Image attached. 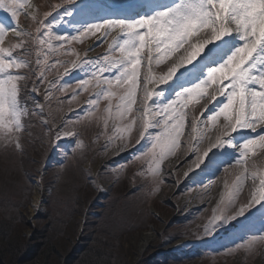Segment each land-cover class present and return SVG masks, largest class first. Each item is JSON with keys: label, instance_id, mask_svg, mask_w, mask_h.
I'll use <instances>...</instances> for the list:
<instances>
[{"label": "snow or ice", "instance_id": "6c2138e0", "mask_svg": "<svg viewBox=\"0 0 264 264\" xmlns=\"http://www.w3.org/2000/svg\"><path fill=\"white\" fill-rule=\"evenodd\" d=\"M151 2L150 9L118 15L98 9H81L77 13V0H60L41 16L33 5L22 0H0V11L8 14L0 17V145L21 149L19 134L25 128L24 118L30 113L27 101L22 99L29 94V72L41 84L47 82L46 100L54 92L69 91L67 83H60L64 76L74 70L84 72L87 79H80L76 89L90 92L89 110L83 120L78 119L71 126L64 122L54 132L55 139L79 137L76 124L90 123L92 110H98L100 101L107 100L105 115L96 117L97 121L103 120L105 132L101 135L106 134L109 119L126 123L123 127L116 125L115 131L121 135H109L104 150L117 147L116 140L121 139L124 142L118 145L119 152L125 151L130 143L128 134L139 122L136 144L145 141L146 151L141 149L133 159H150L154 192L164 183L161 165L176 154L182 140L186 145V177L196 169L212 167H223L227 172L228 167L224 166H232L234 161L242 171L231 184L224 182L213 215L203 226V234L214 237L219 229L235 221L237 241L225 250L250 252L257 244L264 243V212L260 211L264 209V178L259 179L257 186V174L249 173L244 165L255 148L264 147V134L248 138L238 129L256 132L258 126L264 128V0ZM30 8L33 10L28 11ZM21 12L30 17L32 24L20 23ZM66 24L72 25L71 31L56 27ZM59 31L63 34L57 35ZM9 33L16 41L5 46ZM109 36L112 41L108 52L100 57L88 58L85 52L82 58L72 46L73 42L88 37H95L99 46ZM65 44L72 47L66 50ZM30 45H38L40 49L36 69L29 59ZM177 52L180 54L167 70L157 74L154 66ZM52 55L57 59L49 63ZM70 56L75 59H61ZM53 72L55 79L50 80ZM162 85L167 86L166 90L161 89ZM76 89H71L70 103L76 100ZM39 90L34 80L31 92ZM201 98L205 100L201 107L208 115L189 120L186 111L189 101ZM134 106L137 115H133ZM36 111L43 115V106L31 109L33 114ZM221 117L223 122H219ZM42 122L51 132L54 124ZM209 122L215 129L214 135L210 134ZM83 146L81 140L77 147ZM249 177L251 190L248 199L242 201L240 194ZM257 222L259 234L247 235L253 232ZM241 233L245 234L242 239Z\"/></svg>", "mask_w": 264, "mask_h": 264}, {"label": "rangeland", "instance_id": "374dc122", "mask_svg": "<svg viewBox=\"0 0 264 264\" xmlns=\"http://www.w3.org/2000/svg\"><path fill=\"white\" fill-rule=\"evenodd\" d=\"M135 1L77 0L76 9L79 13L81 9H90V3L94 8L100 4L103 7L101 9H105L114 8V5L123 7ZM22 2L33 5L42 16L60 0ZM83 3H87V6ZM7 15L0 11V17ZM20 23L28 26L32 21L21 12ZM68 26L56 27L71 30ZM56 34L63 33L59 31ZM10 41H16L11 33L6 37L5 46ZM111 41L112 37L109 36L106 43L96 46V38L88 37L82 42H73L72 46L82 58L85 52L88 58H96L108 52ZM72 46L65 44V49ZM30 47L32 51L29 59L33 61L32 68L36 69L35 60L40 49L38 45ZM179 54L173 53L162 64L154 66L157 74L166 71ZM40 59L43 60L42 54ZM56 59L55 55L50 56L49 63H54ZM12 71L23 73L25 70ZM60 72H63V68H60ZM29 77V94L22 96V99L27 101L30 113L24 118L25 128L19 134L21 149L0 145V233L3 241L6 240L2 244L5 253L0 256V264H264V243L257 244L250 252L240 249L229 253L225 250L233 247L237 241L238 226L235 221L219 229L214 237H205L203 234V226L213 215L224 190V182L231 184L236 179L242 171L240 165H235L234 161L232 166L225 165L228 167L227 172L223 167L203 171L196 169L186 177V145L182 140L176 154L161 165L164 183L158 192H154L150 159H133L134 154H139L141 149L146 151L145 141L136 144L140 132L139 122L128 134L130 143L125 151L119 152L118 145L124 142L121 139L116 140L117 147L105 151L108 136L121 135L116 133V125L123 127L126 121L109 119L106 134L101 135L105 132L103 120L97 121L96 117L105 115L104 109L108 104L107 100H101L99 109L92 110L90 123L76 124V130L81 133L79 137H61L57 141L54 137L57 128L64 122L71 126L78 119L83 120L84 113L89 110L87 101L90 92L76 89L79 80L87 77L84 72L74 70L60 82L67 83L69 91L54 92L48 100L45 99L47 82L41 84L31 72ZM49 79H55V72ZM34 80L40 89L38 93L31 92ZM160 87L164 89L166 86ZM71 89H76L77 97L70 103ZM192 101H189L186 109L189 112L188 119L191 120L193 116L201 119L206 117V114L202 115L201 107L205 100L199 99L197 106ZM112 102L115 105L117 100L114 98ZM36 105L43 106V115L39 111L34 114L31 112ZM49 112L52 115L49 116ZM137 114V107L134 106L133 115ZM43 120L54 124L51 132ZM219 122H223V117ZM209 129L210 134L214 135L215 129L210 122ZM257 130L259 133L248 138L264 134L261 127L258 126ZM187 131L186 127V134ZM81 140L84 146L77 147ZM62 142L68 144L66 148L58 147ZM246 161L244 167L249 173L257 174L258 186L259 179L264 176V147L255 148ZM146 178H151L152 182H147ZM251 184L249 177L240 194L242 201L248 199ZM148 187L149 192L146 190ZM124 194L129 199V206H132L128 213L123 203ZM139 202L145 207L144 211L136 209ZM260 211L264 212V209ZM132 223L141 227L137 228ZM259 227L257 222L253 233L247 235L259 234ZM147 232L151 234L148 243L143 240ZM244 235L241 233L239 238L242 239ZM52 247L56 250L46 252L47 258H44L45 253L42 255V252Z\"/></svg>", "mask_w": 264, "mask_h": 264}, {"label": "bare ground", "instance_id": "6f19581e", "mask_svg": "<svg viewBox=\"0 0 264 264\" xmlns=\"http://www.w3.org/2000/svg\"><path fill=\"white\" fill-rule=\"evenodd\" d=\"M144 4V3H143ZM150 5H152V3H145L144 5H142L141 7L144 9V10H147V8H148V6H150ZM121 12H123V13H125V11L124 10H120ZM111 12H113V13H116V12H118V11H115V10H113V11H111ZM177 58V57H176ZM65 142H62L61 143V146H58V147H63V148H66L67 147V145L68 144H66ZM91 145H94V144H91ZM170 161H172V160H170ZM103 167V166H102ZM95 170V171H94ZM94 172H96V170L97 169H95L94 168ZM96 175V174H95ZM96 176H94V178H95ZM150 186V185H149ZM147 189H149V187L148 188H146V190ZM148 192H149V190H147ZM126 193V192H125ZM126 204V206H124L125 207V210H127V213H128V210H131L132 209V206H129V203H125ZM139 204V206H137V208L136 209H140V210H142V211H144V209L143 208H145L143 205H142V203H138ZM126 213V214H127ZM107 218V217H106ZM113 222V221H112ZM109 223V222H108ZM132 224H134V223H132ZM137 228H140L141 227V225H138V224H134ZM135 226H133L134 228H135ZM149 235H151V234H149V232H147V233H145L144 234V236H143V240H144V242H146V243H148L149 241H150V236ZM145 243V244H146ZM208 251H212V250H208ZM209 254V253H208Z\"/></svg>", "mask_w": 264, "mask_h": 264}, {"label": "trees", "instance_id": "16d2710c", "mask_svg": "<svg viewBox=\"0 0 264 264\" xmlns=\"http://www.w3.org/2000/svg\"><path fill=\"white\" fill-rule=\"evenodd\" d=\"M123 199H124V201H123V203H128V197L126 196V194H124L123 195ZM8 232V231H7ZM5 234H7V233H5ZM2 234L0 233V256L1 255H4V253H5V250H3V248H2V244L4 243V242H6V240L5 241H3V238H2V236H1ZM5 239H6V236H5ZM2 248V249H1ZM19 250V249H18ZM46 250H48V251H43L42 252V255L44 254V258H47V255H46V252H53L54 250H56V249H54L53 247L52 248H48V249H46ZM13 253H15V252H13ZM1 258V257H0ZM1 260V259H0ZM46 260V259H45ZM17 262H15L14 264H16ZM12 264V263H11Z\"/></svg>", "mask_w": 264, "mask_h": 264}]
</instances>
